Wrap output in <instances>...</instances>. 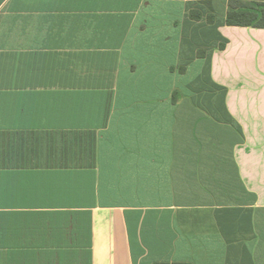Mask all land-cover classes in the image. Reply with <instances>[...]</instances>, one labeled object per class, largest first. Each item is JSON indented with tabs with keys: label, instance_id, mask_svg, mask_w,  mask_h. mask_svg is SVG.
I'll return each mask as SVG.
<instances>
[{
	"label": "crops",
	"instance_id": "1",
	"mask_svg": "<svg viewBox=\"0 0 264 264\" xmlns=\"http://www.w3.org/2000/svg\"><path fill=\"white\" fill-rule=\"evenodd\" d=\"M229 1L0 0V264H264V28Z\"/></svg>",
	"mask_w": 264,
	"mask_h": 264
},
{
	"label": "trees",
	"instance_id": "2",
	"mask_svg": "<svg viewBox=\"0 0 264 264\" xmlns=\"http://www.w3.org/2000/svg\"><path fill=\"white\" fill-rule=\"evenodd\" d=\"M228 6L229 10L226 14V25L264 28V3L246 4L237 0H230Z\"/></svg>",
	"mask_w": 264,
	"mask_h": 264
}]
</instances>
